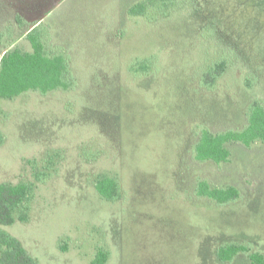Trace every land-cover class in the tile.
<instances>
[{
	"label": "rangeland",
	"instance_id": "obj_1",
	"mask_svg": "<svg viewBox=\"0 0 264 264\" xmlns=\"http://www.w3.org/2000/svg\"><path fill=\"white\" fill-rule=\"evenodd\" d=\"M138 1L0 0V54L30 50L25 34L38 21L76 81L0 98V183L31 187L28 219L15 212L0 230L37 264H88L99 248L106 264H252L245 252L221 262L217 249L239 243L264 256V142L229 143L219 164L192 151L202 128L241 129L248 105H264L252 62L264 72V0H182L129 15ZM221 58L228 67L207 90L201 74ZM101 175L116 178L118 198L98 195ZM200 180L240 197L197 195Z\"/></svg>",
	"mask_w": 264,
	"mask_h": 264
},
{
	"label": "trees",
	"instance_id": "obj_2",
	"mask_svg": "<svg viewBox=\"0 0 264 264\" xmlns=\"http://www.w3.org/2000/svg\"><path fill=\"white\" fill-rule=\"evenodd\" d=\"M181 1L140 0L129 7L128 14L142 16L149 8L167 7ZM212 32H215V29ZM25 39L30 44V50L24 51L14 47L0 54V98L10 99L29 91L46 95L54 90L68 91L75 88L76 81L70 68L69 57L56 45L48 44L50 41L48 31L38 21L30 24ZM236 45L238 48L239 44L236 43ZM146 62L145 59L138 60L141 73H146L150 68ZM252 62H254L255 70L263 75L264 79V72L259 67L260 61ZM227 67L228 61L225 58L213 63L210 68L202 72L201 86L211 90ZM139 68L137 64H134L130 70L136 73ZM255 80V76L246 77L245 85L250 87ZM257 141L264 142V105L259 100H253L248 105L246 124L241 129L211 132L207 128H202L193 146L192 154L198 162L211 161L219 164L230 160L227 144L241 143L249 147ZM2 142L3 137L0 133V144ZM95 189L105 200H113L119 196L116 178L108 175H101L95 181ZM30 191L31 187L26 182L0 183V224L12 223L15 212L19 221L25 222L28 219L27 203L30 199ZM195 192L219 204L236 201L240 197L236 187L211 186L206 180L198 181ZM240 252L247 253L252 264H264L263 254L249 252L247 246L239 243H228L219 247L217 257L221 262H228ZM108 257V251L99 248L88 264H106ZM0 264H37V262L28 255L18 239L0 230Z\"/></svg>",
	"mask_w": 264,
	"mask_h": 264
}]
</instances>
